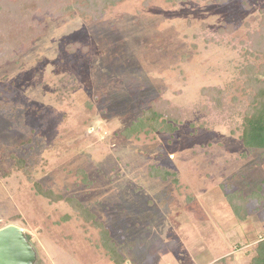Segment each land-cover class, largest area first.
Returning <instances> with one entry per match:
<instances>
[{"label":"rangeland","instance_id":"rangeland-1","mask_svg":"<svg viewBox=\"0 0 264 264\" xmlns=\"http://www.w3.org/2000/svg\"><path fill=\"white\" fill-rule=\"evenodd\" d=\"M263 12L264 0H121L95 18L48 16L19 61L0 67V228L24 229L36 264H153L158 254L194 264L190 235L219 254L242 231L264 234L256 214L239 222L211 203L264 183L260 151L241 157L226 125L122 133L153 100L197 104L207 86L231 100L239 41ZM157 166L165 178L150 175Z\"/></svg>","mask_w":264,"mask_h":264},{"label":"trees","instance_id":"trees-1","mask_svg":"<svg viewBox=\"0 0 264 264\" xmlns=\"http://www.w3.org/2000/svg\"><path fill=\"white\" fill-rule=\"evenodd\" d=\"M119 1L121 0H83L78 3L71 0H0V67L19 61L35 40L44 34L48 16L57 18L72 14L74 8H77L81 15L95 18L103 13L106 6ZM230 28L231 25H227V28L218 32L224 34L229 32ZM239 42V52L243 54V60L237 65L240 83L231 87V90H234L231 100H226L227 89L220 90L213 86L201 89L203 99L193 105L170 104L165 99L153 100L122 133L128 137L143 130L173 133L177 126L184 122H188L194 132H197L223 124L231 134L238 135L246 149L241 153V157L259 150L260 157L264 158V12L257 29ZM16 162L24 163L21 158H17ZM150 175L165 178L168 171L157 166L150 170ZM263 184V181L257 184L256 193L262 192ZM35 185L41 194L55 200L52 191L44 190L39 184ZM256 193H253V197ZM238 196L239 200H234V197ZM256 196L259 199L261 197ZM57 198L61 199L60 196ZM245 198L247 199L239 189L227 196L234 214L242 219L246 216ZM81 214L96 227L100 225L87 208L81 207ZM27 237L31 240L28 234ZM263 248L264 240L256 247L257 254L253 264H264V256L261 257L263 253L259 252L264 251Z\"/></svg>","mask_w":264,"mask_h":264},{"label":"crops","instance_id":"crops-1","mask_svg":"<svg viewBox=\"0 0 264 264\" xmlns=\"http://www.w3.org/2000/svg\"><path fill=\"white\" fill-rule=\"evenodd\" d=\"M261 182V181H260ZM259 182V183H260ZM258 184V183H257ZM255 185V187L257 186ZM220 189V188H219ZM254 189V188H253ZM221 190V189H220ZM241 190V188L239 189ZM255 190V189H254ZM244 191V190H243ZM245 192V191H244ZM254 191L245 192L246 199V219H249V216L254 213L259 217V220L262 222L264 220V184L262 188V196L259 198L250 197V195H253ZM214 201H211L216 207L215 211H217L219 214L231 212L234 214L228 200L226 194L219 196L218 198H213ZM251 202H255V204L251 205ZM235 215V214H234ZM226 222L227 218L223 217ZM235 218L237 221H239L242 218H239L235 215ZM240 222V221H239ZM248 222V221H247ZM242 236L241 242H235V244H227L225 250H220L219 254H214L213 250H211L209 247H206V245L202 246L205 247L204 250H200V244L203 243L204 237H202L200 234L196 235H190L189 239H186L185 241L187 246L189 247V253L190 258L188 259L189 262H193L194 264H252V259L256 256L257 252V245L259 242L264 240V234H257L256 236H246L244 235V231L240 233ZM205 241V240H204ZM234 245V246H233ZM159 258L156 262L153 264H161L163 263L162 258L158 254ZM234 256V257H233ZM248 259H250V263H248ZM227 262L225 263V261ZM149 262H144L143 264H148ZM152 263V261H151Z\"/></svg>","mask_w":264,"mask_h":264},{"label":"water","instance_id":"water-1","mask_svg":"<svg viewBox=\"0 0 264 264\" xmlns=\"http://www.w3.org/2000/svg\"><path fill=\"white\" fill-rule=\"evenodd\" d=\"M37 259L24 229L12 224L0 228V264H36Z\"/></svg>","mask_w":264,"mask_h":264}]
</instances>
